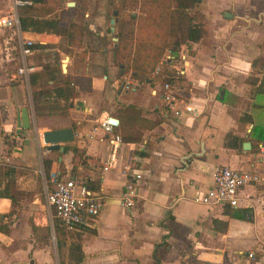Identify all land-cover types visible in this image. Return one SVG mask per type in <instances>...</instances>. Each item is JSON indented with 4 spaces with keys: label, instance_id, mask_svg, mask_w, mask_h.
Segmentation results:
<instances>
[{
    "label": "crops",
    "instance_id": "0c3cea01",
    "mask_svg": "<svg viewBox=\"0 0 264 264\" xmlns=\"http://www.w3.org/2000/svg\"><path fill=\"white\" fill-rule=\"evenodd\" d=\"M70 1L74 6L67 2L66 6L75 10L73 22L81 23L78 19L90 0ZM195 3L193 13L203 22L204 33L198 41L180 45L181 60L173 66L183 75L182 93L194 111L178 116L169 112L161 97L162 82L142 79L131 62L129 68L116 63L113 50L106 64L100 62L101 56L93 63L89 53L80 71L59 48V57H68L66 72H61L88 75L92 88L78 93L66 116H37L31 91L24 90L10 66L11 38L0 27V158L12 166L34 169L26 145L33 140L39 156L52 162L50 172H58L63 164L68 176L73 153L63 149L77 147L83 150L85 165L78 163L76 172L89 180L90 189L102 200L93 228L67 229L55 219L63 240L58 248L54 225L50 227L44 213V195L38 186V191L34 189L36 182L22 175L21 186L15 189L26 195L17 200L13 212L11 200L0 197V223L8 227V232L0 231V264H74L69 259L73 243L80 247L78 264H264V186L240 189L234 207L193 201L197 189L213 185L219 167L264 172V153L256 145L264 144V89H257L264 72V0ZM10 7L11 0L0 1V15ZM111 18L115 20L116 14ZM59 29L57 35L24 31L35 44L31 62L34 55L65 38L67 25L61 22ZM88 36L98 34L93 31ZM168 56L166 51V61ZM34 67L33 73L41 76L59 73L45 71L41 64ZM129 81L138 85L126 89ZM25 104L33 126L27 130L21 128L20 116ZM107 114L119 120L115 128L119 144L94 129ZM64 127L73 129V141L61 144L62 150L47 146L40 150L37 133ZM20 132L26 135L22 141L15 139ZM228 134L241 145L227 146ZM247 141L251 146L245 150L242 145ZM128 183L134 186L136 198L133 206L125 208L121 194Z\"/></svg>",
    "mask_w": 264,
    "mask_h": 264
},
{
    "label": "trees",
    "instance_id": "16d2710c",
    "mask_svg": "<svg viewBox=\"0 0 264 264\" xmlns=\"http://www.w3.org/2000/svg\"><path fill=\"white\" fill-rule=\"evenodd\" d=\"M30 1V5L32 6L33 4L44 3L46 0ZM110 1L114 2L115 0ZM131 1L135 3V6L138 4V0ZM172 1L175 3V7L173 8L171 5ZM196 1L197 0H149V6L153 11L152 13H154L152 14L145 9V7H148L147 2L145 0H140L139 5L143 8L142 11L146 13L147 16L137 17V19H144L148 17V21L150 23L149 27H153L156 30H152L150 33L152 34L154 31L152 36L143 38L145 41L139 44L142 53L135 52L132 56L131 65L136 72L141 73L142 79L148 77L147 79H151V82L155 80L161 82L171 81L179 87L183 88L186 86L184 84L183 75L180 74L179 69L173 66L181 60L180 45H189L190 42H196L204 33L203 26L193 22V19L189 14V11ZM128 4L129 3H126V0H118V6L116 7V10H114L116 11L118 27L116 32L117 45L113 48V53L114 61L118 64H123V60L121 59V50L126 48L125 40L128 38L127 32H125V27L127 25L125 26V23L123 22L126 18H122ZM30 5L21 6V10L19 9L20 26L23 31L57 35L60 30L59 28L64 14L73 12L72 8L64 9L61 10V16L58 18H41L30 14ZM120 15L121 18H119ZM129 18L133 21L136 19V16L131 13ZM118 23H121V25L119 26ZM84 32L85 30L81 26L70 20L67 28V37L70 45L79 46L82 42ZM172 39H175L174 42H172ZM166 50H169V61L164 59ZM130 54L127 57H129ZM158 63H160L159 74L150 77V73L154 70ZM262 67L264 71V65ZM42 69L45 71L53 70V72L58 70L59 73L47 74L43 77L39 73L32 72L30 74L29 84L32 88V105L37 116L46 114L66 115L72 100L80 91H91V78L84 74L72 76L68 73H62L60 69V60L57 56L54 58L52 63L42 65ZM50 82L52 84H49ZM257 89H264V72ZM241 142V140L231 134H228L226 137L227 146L232 147L237 143L241 145ZM258 143L256 145H258ZM69 149L73 153V159L77 157L79 163L85 165L83 150H79L77 147H64L63 152L68 151ZM51 164V161L45 159L43 160V165L48 176H50L51 173ZM77 164H73L69 174L70 176L77 173ZM65 175V169L63 164H61L59 166L57 176L64 177ZM0 178L5 179L3 186L0 185V197H7L11 200L13 212L18 205L17 200L20 197H24L26 194L18 189H11V180L8 170L1 168ZM87 184L89 188H91L89 180L87 181ZM58 228V221L55 220L54 230L56 232L57 247L59 248L63 240L57 233ZM0 231L8 232L7 225L0 223ZM79 250V245L75 243L71 244L69 247V259L73 261L74 264H78L82 261L81 255H78Z\"/></svg>",
    "mask_w": 264,
    "mask_h": 264
},
{
    "label": "built area",
    "instance_id": "2783aa9c",
    "mask_svg": "<svg viewBox=\"0 0 264 264\" xmlns=\"http://www.w3.org/2000/svg\"><path fill=\"white\" fill-rule=\"evenodd\" d=\"M30 4V0H11L10 10L0 15V27L10 30L15 38L13 47L16 50V55L13 56V60L16 61L15 77L26 84L29 82L30 74L35 70L34 65L28 60L33 53L35 44L33 40L24 36V31L20 26L19 9L21 6ZM159 72L160 65L155 68L153 74H159ZM137 85L138 83L129 81L125 84V88L133 89ZM161 89V97L169 112L174 116H178L184 111H194L182 93V87L171 81H164L161 83ZM118 126V118L107 114L99 120L94 129L102 130L110 137L112 143L119 144L121 138L115 133V128ZM24 138L23 132L15 135L16 140L22 141ZM43 146L46 148L47 145ZM258 149L264 153V144H258ZM38 172L43 176V165H40ZM135 177L139 178L140 176L136 174ZM45 183L47 184L43 188V195L46 206L54 219L59 220L67 229L83 225L94 227L95 220L101 211L102 200L97 192L88 187L84 175L77 173L73 176L58 177L57 172H53ZM257 185L264 186V172L253 168L244 170L222 166L217 168L213 174V185L204 191L197 189L193 195V201L205 205L218 204L234 207L238 203L240 189L245 186ZM135 198V188L131 183H128L121 194V204L125 208H130L133 206ZM248 256L253 258L254 253L250 252Z\"/></svg>",
    "mask_w": 264,
    "mask_h": 264
},
{
    "label": "rangeland",
    "instance_id": "374dc122",
    "mask_svg": "<svg viewBox=\"0 0 264 264\" xmlns=\"http://www.w3.org/2000/svg\"><path fill=\"white\" fill-rule=\"evenodd\" d=\"M0 1H2V0H0ZM68 1H70V0H46L44 3H41V4H33L32 6L30 5L31 6L30 13L38 15V16L47 15V16H50V18H58L61 16V10L72 8V7L66 6V2H68ZM145 1L148 4V7L144 6L146 11L148 10V12L152 13L153 11L151 10V7L149 6V0H145ZM126 3H129V4L127 5L128 7L125 9V12H124V15L122 16V18H126V19H124L123 22L125 23V26L127 25L125 27V32H127L128 38H126V40H125L126 48L124 50L123 49L121 50V59L123 60V63L126 64V66H127L126 68H129L128 63L131 62L133 54L135 52L142 53L141 48L139 47V44H141L145 41L143 38H145V37L147 38L149 36H152L154 31H156V30L153 27H149L150 23L148 21V17L144 18V19L143 18L137 19V17L147 16V14L142 11L143 8H141L139 5L140 0H138V4H136V6H135V3L132 2L131 0H126ZM172 4H173V1L171 2V5ZM117 6H118V0H115L114 2L113 1L111 2L110 0H90V4H89L85 14L82 15L81 19H78L79 21H81V23H75L74 22L75 24L81 26L85 30L82 42L79 46L70 45V43L68 42V37H67V33H66L65 38H61L57 43H55L56 44L55 46L50 45L48 47L49 49L43 50L42 55H34L31 58L32 62L30 61V59H28V60L30 61V63L32 65H34V64L35 65L36 64L44 65V64L52 63L56 56L59 58V60H62L67 55V56L72 57L74 64L76 65V67L79 68L80 71L84 67V63L87 62L86 57L89 55V53H91L90 59L93 60L92 61L93 63L99 62V61H95V59L97 60V57H100V56H101V60H100L101 63L103 62L104 64H106V61H111V56H112L111 53H112V50L115 46L114 44L117 42L116 39H114V38H116L115 34L117 32V27H118L117 19L115 18V20H116L115 24H114L115 30L113 32L109 31V26H110L111 16H114L113 12H114V10H116ZM195 6H196V3L193 4L191 10L189 11V14L192 17L193 22L201 25V24H203V22L198 21L196 18V15L193 13ZM74 11L75 10H73L72 13L69 12L67 14H64V17L62 19V23L67 25V28H68V22L70 20L72 22L74 21ZM131 13L136 16V19L133 21L129 18V15ZM152 14H154V13H152ZM1 15H3V14H1ZM97 17H99V21L94 20ZM119 18H121V15L119 16ZM118 24H119V26L121 25V23H118ZM2 29H4L3 33L11 38L12 44L10 46L14 47L15 46V38L12 35V32L10 30L5 29V28H2ZM86 30H87V32H86ZM92 30L98 34L97 38H93L92 36H88V33L93 32ZM152 30H154V31L152 34H150L152 32ZM174 40L175 39H172V42H174ZM13 47L10 50L12 57L16 55V50ZM57 48H59L63 53H65V51H66V53H65L66 55L63 58H60L61 56L58 54V51H56ZM104 48H105V50L107 49V51L105 52L106 54H104ZM52 50H54L56 52V55L53 58L51 55ZM166 51L169 52V50H166ZM129 54H130V56L127 57ZM164 59L166 60V57ZM10 64H11L10 66H12L11 68L13 70H15L16 69V61L12 60V61H10ZM177 64L179 66L178 62L176 63V65ZM158 65H160V63H158L156 65V67ZM154 70H153V72H154ZM155 75H157V74H155ZM22 84H23L24 90L26 92L29 93V90L32 91V89H30L29 82L27 84L26 83H22ZM27 105L28 104H25V107H27ZM112 113H114V112H112ZM57 115H62V114H57ZM114 115H115V113H114ZM38 116H40V115H38ZM32 129L34 130L35 128H32ZM35 132H36V130H35ZM37 135H38V140H37L38 144L41 145L40 150H41V147H42V149H45L43 146L45 144H43V141L41 138V132L37 133ZM32 138H33V136H32ZM4 141H5V139H4ZM31 142L33 143L34 147L31 146ZM26 145H27V148H29L28 149L29 150V156L31 158L30 162H31V164H34L35 171H34V169H31V168H22L20 166L17 167L18 165L12 166L3 157L0 158V169L2 168V169H6L9 171L10 180H11L10 185H11L12 190L21 186L20 183L18 182V180H19V177H22V175H24L25 176L24 180H27L29 178L32 180L31 182L33 184H35V182H36V185L35 186L33 185L34 189L38 191V189H37V186H38L39 189L41 190L40 194L43 195V188L47 184V183H45V181H48L50 176H48L46 174V171L44 172L43 176L40 175V173L38 172L40 165H43L44 159L41 157V155L39 156L37 144L34 143V141L32 140V141H27ZM68 147H70V145H68ZM72 163L73 164L79 163L78 158L76 157L75 159H73ZM11 168H12V170H11ZM4 182H5V179L0 178V185H3ZM37 183H38V185H37ZM32 193H33L32 191H28L29 195H32ZM44 213L46 214L48 223L51 227L52 225H54L55 219L51 215V212L47 208L45 202H44ZM50 237H51L52 241H55V238L53 235H51Z\"/></svg>",
    "mask_w": 264,
    "mask_h": 264
},
{
    "label": "water",
    "instance_id": "95a60500",
    "mask_svg": "<svg viewBox=\"0 0 264 264\" xmlns=\"http://www.w3.org/2000/svg\"><path fill=\"white\" fill-rule=\"evenodd\" d=\"M67 6H74V2L70 1L67 2ZM116 14V11L113 12V15ZM225 16H231L230 13H225ZM114 18H111L110 20V29L114 31ZM116 39V38H114ZM116 45V43L114 44ZM68 57H65L61 60V70L62 72H66V63H67ZM21 128L22 129H29L31 128V122H30V116H29V110L27 107H23L21 110ZM42 141L45 145L48 146L50 150H62L61 144L71 142L74 140V131L71 127H64V128H56V129H47L41 132ZM243 148L245 150L250 149V142H244Z\"/></svg>",
    "mask_w": 264,
    "mask_h": 264
}]
</instances>
